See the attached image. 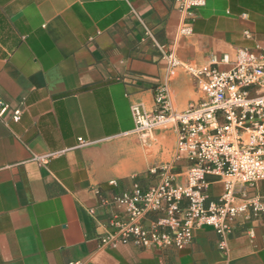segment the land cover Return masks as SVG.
<instances>
[{
    "label": "crops",
    "instance_id": "1",
    "mask_svg": "<svg viewBox=\"0 0 264 264\" xmlns=\"http://www.w3.org/2000/svg\"><path fill=\"white\" fill-rule=\"evenodd\" d=\"M262 46L264 0H205L188 13L177 0H0V264H264V216L236 222L224 249L209 227L184 249L101 246L124 211L102 199L154 185L152 168L184 165L174 122L140 136L131 106L151 110L165 85L182 112L202 96L184 66L226 56L227 69L237 49ZM221 192L213 182L207 202Z\"/></svg>",
    "mask_w": 264,
    "mask_h": 264
},
{
    "label": "built area",
    "instance_id": "2",
    "mask_svg": "<svg viewBox=\"0 0 264 264\" xmlns=\"http://www.w3.org/2000/svg\"><path fill=\"white\" fill-rule=\"evenodd\" d=\"M177 2L180 11L188 13L205 0ZM186 32L187 28H179L180 34ZM167 57L169 67L177 64L171 55ZM220 63L227 64V57L200 67L184 66L202 96L182 112L172 113L165 85L154 88L151 110L131 106L140 136L174 122L176 158L184 165L176 173L172 164L152 168L150 173L157 178L154 185L142 188L134 182L129 192L102 199V205L124 208L109 220L113 231L102 237V247L132 243L143 249H184L198 229L209 227L220 236L219 247L224 249L236 222L264 216V196L257 191L264 181V46L256 52L237 49L227 69H219ZM8 107L0 100V117ZM21 113L20 107L14 108L12 120L17 122ZM54 155L36 160L46 164ZM213 182L221 184L222 192L207 202ZM150 213L160 217L146 225Z\"/></svg>",
    "mask_w": 264,
    "mask_h": 264
},
{
    "label": "rangeland",
    "instance_id": "3",
    "mask_svg": "<svg viewBox=\"0 0 264 264\" xmlns=\"http://www.w3.org/2000/svg\"><path fill=\"white\" fill-rule=\"evenodd\" d=\"M156 180V179H155Z\"/></svg>",
    "mask_w": 264,
    "mask_h": 264
}]
</instances>
